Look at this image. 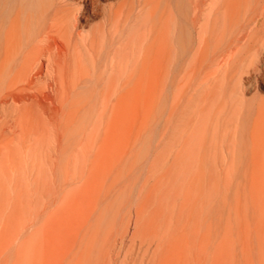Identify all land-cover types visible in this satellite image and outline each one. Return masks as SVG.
I'll return each mask as SVG.
<instances>
[{"label":"rangeland","instance_id":"obj_1","mask_svg":"<svg viewBox=\"0 0 264 264\" xmlns=\"http://www.w3.org/2000/svg\"><path fill=\"white\" fill-rule=\"evenodd\" d=\"M122 1L0 0V264H264V82L242 84V114L223 95L243 0L199 35L163 0ZM110 6L139 38L121 58L90 48ZM173 30L180 62L154 40Z\"/></svg>","mask_w":264,"mask_h":264},{"label":"bare ground","instance_id":"obj_2","mask_svg":"<svg viewBox=\"0 0 264 264\" xmlns=\"http://www.w3.org/2000/svg\"><path fill=\"white\" fill-rule=\"evenodd\" d=\"M79 1L82 3H87V5H88L90 0H79ZM163 1H164V6L162 7L163 8L162 9V15H166L169 19H171V23H169V25L173 26L174 30L175 29L178 30L179 27H186L189 29V31L191 33L192 32L196 33V31H197V34H198L199 33L198 31H200V34L201 33L204 34L207 32L208 29L212 30L215 23L217 22V20L211 21V14L213 11L212 6L214 4L220 3V2H223V4H227L231 0H163ZM179 1H181V2L185 1V3H187L188 8L190 9V15L188 17L183 15L185 9H183V14L178 10ZM127 2H130L131 6L133 7L132 9H134L135 7L137 8V6L138 7L141 6V3L143 4V6H149L152 9H156V8L160 7L162 0H131V1L123 0L121 5L124 6ZM243 3H244V6H243L244 13H243L242 18L240 16V18L238 20H239V22H241V24L244 23V25L242 24V26L245 27V29H246L245 32H242L243 33V39H244V33L246 34V32H247V37H246L245 42L241 43L239 41L240 39L238 38L240 36V34L238 37L234 36L233 39L235 41V45H234L235 49L232 52L230 51V44H229L231 41L230 39L232 37L231 36L232 33H228L224 37V45H223V55H224L223 61H224V63H223V67H222L223 82H224L223 95H224L225 108H228L230 105H232V107L234 108V111H236L238 114H242V112H243V106H241L243 104L242 99L239 98V96L241 95V92L243 91V89L241 88L242 84H244L247 80H250V78L253 76L259 77L260 80H262L264 82V38L261 37L262 34L264 33V0H243ZM78 4H80V3H78ZM181 4L184 6L183 3H181ZM150 8L148 9V12H147L149 15H151V9ZM105 11H106V13L109 14L108 16L105 14L107 16L106 20L109 23L108 24L109 26L106 27L105 29H103L101 31V33H98V34H96V32L92 33V35H91L92 36V42H91L90 48H91V50L96 52L95 50L98 47H103V49L107 48L110 51L111 50L113 51L117 47L119 49V53H120L118 55L121 58V54H123L127 49L131 50L134 46H137V44H138L137 41L139 38L136 37L137 40H136V38L134 39L133 45L131 44L132 41L130 42V40H128V38L123 39V37H124L123 33H124L125 29L127 27L134 26V24H132V25L129 24L130 20H129L128 16L123 17V15L125 13H123L124 11H123L122 7L114 8V7L110 6L108 9H105L104 12ZM188 12H189V10H188ZM130 18H131V16H130ZM200 21H202V22H200ZM113 22H115L114 25H113ZM239 22H236L234 24L235 28H233V26H234L233 24H230V26L232 25L230 29L232 31H233V29L235 30L236 25L238 26ZM136 25H135V27L139 26V24H138V26H136ZM56 28H58V27H56ZM182 29L184 31V28H182ZM174 30H173L172 34L170 35L173 40L168 39L165 35H162V34H167V33H158V35L154 37V40L157 41V43H158L157 45H159V42L167 43V41H169L170 43H174L176 56H177L176 60L180 62L182 59H184L186 56H188V53L190 52V47L188 45H185V44L182 45V40L178 37V35H176L174 33ZM45 32H46V29H45ZM159 34L161 36H159ZM183 35L184 34L182 33V37H184ZM191 37H193V35H191ZM201 38H202V36H201ZM201 38L199 36V39H201ZM240 38H241V36H240ZM140 40H139V44L141 41H143V40H141V41ZM140 46L141 45L138 46V49H140L139 48ZM135 49H136V47H135ZM141 50H142V48H141ZM141 52H143V50ZM98 57H102V54H99ZM110 57H111V58H109L110 61H113L115 56L113 53H111ZM99 60L102 62L101 59H99ZM125 62L128 63V60L126 59ZM115 66H117V65L115 64ZM124 66L126 69L127 64L124 63ZM119 67L120 66L118 65L117 68H119ZM126 76L123 79L121 78V76H118L117 78H112L113 76L112 77L110 76L108 79L109 80L108 82H110V83L111 82H120L122 79L125 81L124 83H126ZM128 79H129V77H128ZM257 101L258 102H256L257 104L254 107V109H255L254 111L258 115V113L261 114L264 111V99H259ZM250 103L251 102L248 103V107H250L252 105V103H251V105H250ZM253 105H254V102H253ZM244 106H245V104H244ZM245 109H246V106H245Z\"/></svg>","mask_w":264,"mask_h":264}]
</instances>
